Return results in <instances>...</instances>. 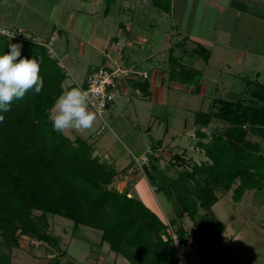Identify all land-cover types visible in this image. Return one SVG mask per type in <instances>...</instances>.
<instances>
[{"label": "trees", "instance_id": "obj_1", "mask_svg": "<svg viewBox=\"0 0 264 264\" xmlns=\"http://www.w3.org/2000/svg\"><path fill=\"white\" fill-rule=\"evenodd\" d=\"M150 1L171 12V0ZM17 43L22 46L21 58L38 59L44 88L40 94L29 91L12 102L10 111L0 112L4 116L0 122V247L8 251H0V264H11L9 253L20 247L23 237L58 247L57 238L48 231V215L68 219L74 228L100 231V245L106 243L129 264H177L170 226L186 243L179 222L187 216L195 230L217 246L224 227L212 212L218 201L215 191L232 190L237 202L248 190L264 189V155L248 140L250 134L264 139V85L257 80L245 81V98H214L207 112H196L195 147L205 158L200 163L168 176L166 169L185 163L182 156L172 155L167 166H161L154 153L145 156L147 162L137 172L169 202L173 217L165 223L164 215L114 188L118 172L93 155L88 140L70 139L52 130L50 112L64 91L67 74L46 48L34 43L0 35V54ZM193 52L206 62L209 59L201 45ZM213 121L226 125V130L211 131ZM51 264H59V259Z\"/></svg>", "mask_w": 264, "mask_h": 264}, {"label": "rangeland", "instance_id": "obj_2", "mask_svg": "<svg viewBox=\"0 0 264 264\" xmlns=\"http://www.w3.org/2000/svg\"><path fill=\"white\" fill-rule=\"evenodd\" d=\"M55 1L27 0V15L33 8L38 7L40 12L46 13L47 16ZM64 4L62 16L64 33L61 36L50 41L48 35L37 36L35 33L22 30L20 32L31 40L35 39L47 44L51 42L50 47L58 64L65 61L62 50L67 47L68 41L70 52L68 57L78 64L76 66L79 77L75 80L77 85L93 70L88 71L84 76V65L100 61V54L96 51L91 52L87 45L86 41L89 38L87 36L101 33L102 37H114L120 22L124 23L132 14H128L127 8L134 10L135 16L132 22L134 29L147 37L150 36L158 44H163L170 35L172 44L183 39V44H186L188 49L192 45L195 49V43L185 37H188V34H199L207 40L216 39L225 42L231 49L233 55L220 59L214 47H204L209 57L212 53L209 64L205 69L203 68L204 70L200 69L201 63H206L202 57L199 55L186 57L182 61L185 67H181L187 74L189 73L188 79L175 73L172 80H167L169 72L165 73L164 102L157 106L158 120L150 121L152 124L155 122L158 134L154 135L153 139H148L147 143H151L154 147L161 146V149L168 154L158 156V163L161 166L170 164V158L174 154L184 158V164L165 168L168 176H176L177 171L182 167H190V164L194 162L198 164L205 159L195 147L197 139L194 137L196 127L193 125V119L196 112H207L214 98L225 100H233L237 96L245 98L243 92L246 80H257L264 85V0H171V9L174 11L171 15H168L171 12L167 14L154 7L150 0H64ZM217 6L223 8L219 9ZM72 8L87 14H79L77 17L75 13L74 17L70 18L68 13L72 12ZM106 10L107 16L104 15ZM78 20L80 23L77 24ZM57 29L61 30L60 27ZM80 43L84 44V53L87 54L78 53ZM188 49L183 48L182 54L188 55ZM216 51L218 52L219 49ZM241 55H246L243 64L240 63ZM189 59H199L198 66L196 68L193 66L195 64L190 66ZM227 63L230 66H227ZM174 83L176 88H173ZM124 115L126 113L122 114V117ZM106 116L107 114H104L107 126H102L100 123L101 131L109 129ZM210 125L211 131L218 133H223L227 128L218 121H213ZM95 127L91 131H81L80 135L90 141L96 140L98 137L95 138L97 136ZM64 135L70 137L66 131ZM105 136L108 137L107 134ZM248 140L257 144L264 155L263 138L250 134ZM112 143L119 152L121 150L124 154L131 153L132 156L140 157L141 153L133 150L135 146L124 142H122L124 146L118 142L112 141ZM95 146L96 150L100 151L104 145L103 142L102 144L98 142ZM132 156L128 157L131 158L133 169L135 164L132 162ZM113 186L117 190L120 184L116 180ZM131 191L156 214L161 217L164 215L165 223L173 217L171 206L165 196L155 193L152 187L150 191L149 185L143 180L134 188L131 187ZM215 195L218 201L212 207V212L224 227L217 246L209 244L195 230L187 216L179 222L186 232L190 264H264V189L248 190L237 202L233 200L232 190L219 189L215 191ZM47 219L48 231L57 238L58 247L23 237L21 246L9 253L11 264H51L55 258L59 259V264H129L124 258L111 252L106 243L100 245V231L85 226L74 228L72 221L56 215H48ZM0 251L8 253L1 247ZM48 255L51 257L47 258Z\"/></svg>", "mask_w": 264, "mask_h": 264}, {"label": "crops", "instance_id": "obj_3", "mask_svg": "<svg viewBox=\"0 0 264 264\" xmlns=\"http://www.w3.org/2000/svg\"><path fill=\"white\" fill-rule=\"evenodd\" d=\"M82 3L84 4V2ZM213 4L219 5L217 3ZM64 7V0H56L52 3L47 16L46 13H41L38 7L33 8V10L29 11L30 14L27 15V0H0V27L35 33L37 36L48 35L51 39L50 41H52L55 37L61 36L64 33V24L62 23ZM217 7L219 9L223 8L220 6ZM58 12L60 14H58ZM127 12L128 14L132 13L130 14L131 16L127 17L124 23L120 22L114 37H102L101 33H94L87 36L89 37L86 41L87 45L91 52L96 51L100 54V61L98 63H88L87 66L84 65V76L88 71L105 64L115 70L133 67L137 73L146 74L147 77L143 79L142 76L139 75L137 78L125 82L121 95L114 100L105 112V114H107V121L109 122V129L101 131L100 121L98 119L96 120L94 125L96 126L95 133H97L95 138L98 137L96 140L93 139L90 141L80 135L81 131H76L74 129H69L66 132L70 134V137H68L70 139L79 137L88 140L94 147L93 155L97 156L101 161L111 164L118 172V176L114 180H117L120 184L117 190L119 192L127 191L129 196H133L134 194L131 191V187L134 188L138 183L142 182V180L147 185L149 184L142 173L131 168V158L129 157L132 156V154H124L121 150L119 152V149L114 148L112 141L121 144L124 142L135 146L136 148H133V150L135 152H140V156H147L151 153H154V156L168 155L161 149V146L157 147V145H155L154 147L151 143H147L148 139H153V136L158 134V127L155 126V122L152 124L150 121L158 120L157 106L164 102L166 93L164 88L166 85L165 73L169 72L167 80H172L173 74L175 73L184 76V79H188L189 73L187 74L186 70L184 71V69H182L181 66L185 67L182 61L188 56L198 55L193 53V45L188 49L186 44H183V39L172 44V39L169 38L170 35L167 36L163 44L156 43L150 36L147 37V35L145 36L143 33L134 29V25L132 24L135 16L134 10L127 8ZM75 13H77V17L79 14H87L79 9L72 8V12H69L68 16L73 18ZM106 13L107 10L104 15H106ZM172 13H174V11L171 9V13L168 15ZM78 23H80L79 20L77 21V24ZM83 24L82 22V25ZM58 27H60L61 30L57 29ZM90 28L92 30V26ZM91 30L89 33L92 32ZM187 36L188 37H185V39L188 38L191 42L195 43L196 46L214 47V51L220 59L233 55L231 49L225 42H219L216 39L214 41L207 40L200 37L199 34H188ZM66 45L67 47L62 50L65 57V61L62 63L65 66V72L67 74V79L62 86L64 91L76 86L77 82L75 80L76 77H79L76 66L78 64L68 57V54H70L68 50V41ZM183 48L189 50L188 55L182 54ZM217 49H219L218 52L216 51ZM78 53L87 54L84 53L83 43H80ZM113 54L115 55L113 56ZM211 56L212 53H210V57L205 64L200 62L202 67H200L201 70L207 67ZM240 58V63L243 64L246 60V55H241ZM189 60L190 66L193 64H195L193 65L194 68L198 66L199 59ZM185 62L187 61L185 60ZM227 66H230V64L227 63ZM83 82L84 77L79 85H82ZM173 86H175L173 88H176L175 83ZM201 89L204 90L205 88ZM124 113H126V115H124L126 120L122 117ZM106 134L109 138L105 136ZM90 137L92 138L93 136ZM98 142L101 144L103 142L104 145L100 151L96 150L95 146ZM156 142L158 143V140ZM156 142H154V144ZM149 189L151 191L150 186ZM49 257L51 256L48 255L47 258Z\"/></svg>", "mask_w": 264, "mask_h": 264}, {"label": "clouds", "instance_id": "obj_4", "mask_svg": "<svg viewBox=\"0 0 264 264\" xmlns=\"http://www.w3.org/2000/svg\"><path fill=\"white\" fill-rule=\"evenodd\" d=\"M21 45L10 44V50L0 54V112L10 111L14 100L22 99L29 91L40 94L44 88L39 75L38 59L21 58ZM52 130L63 134L69 129L91 131L97 113L89 108L88 92L79 86L63 91L50 112ZM4 116L0 115V122Z\"/></svg>", "mask_w": 264, "mask_h": 264}, {"label": "built area", "instance_id": "obj_5", "mask_svg": "<svg viewBox=\"0 0 264 264\" xmlns=\"http://www.w3.org/2000/svg\"><path fill=\"white\" fill-rule=\"evenodd\" d=\"M0 35L5 36L10 40L28 42L40 45L47 49L48 53L54 58V52L52 50L51 42L45 43L43 41L31 40L24 36L17 30H6L0 27ZM62 70L65 71L63 63L58 64ZM139 75L145 79L146 74H139L133 67H125L122 69H112L111 67L102 64L91 72H89L82 85H76L88 92L89 95V108L97 113V119L102 126H107L104 121V114L114 100L122 93L123 86L126 81L137 78ZM132 161L135 164L134 170L140 171L142 165L147 162L145 156L135 157L132 156ZM168 234L172 241V247L176 256L177 264H190L187 255V242H181L177 237L173 227L168 228Z\"/></svg>", "mask_w": 264, "mask_h": 264}]
</instances>
